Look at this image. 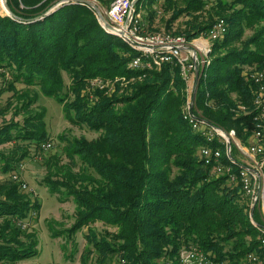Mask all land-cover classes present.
Instances as JSON below:
<instances>
[{"label": "trees", "instance_id": "16d2710c", "mask_svg": "<svg viewBox=\"0 0 264 264\" xmlns=\"http://www.w3.org/2000/svg\"><path fill=\"white\" fill-rule=\"evenodd\" d=\"M60 1L7 0L14 16L0 14V78L11 76L0 93H18L26 114L23 124L0 127V145L21 141L41 149L49 141L44 112L31 110L36 88L55 98L69 121L98 134L91 140L69 139L64 152L69 161L50 160L43 181L51 193L66 194L77 205L76 223L66 231L70 236L97 222L115 230H91L80 264H108L119 257L124 264H181V252L194 248L212 253L215 261L243 264L249 253L259 251L263 233L250 219V202L239 181L216 176L200 156L206 141L182 115L187 84L181 66L168 62L159 69H130L137 51L106 31L85 4L52 11ZM158 7L170 14L167 33L188 42L225 21L227 34L213 43L211 64L200 69L194 111L226 131L236 130L249 144L260 113L249 75L264 70V0H139L142 27L146 22L152 27ZM184 17L183 27L173 31ZM98 78L116 81V91L96 90L98 98L89 102L84 90ZM122 81L128 85L122 87ZM16 83L29 92L17 91ZM23 155L1 152L0 169L11 173ZM223 162L239 175L238 164L226 156ZM34 209L37 204L15 182L0 183V263L38 253L36 235L18 225ZM253 217L262 225L258 206Z\"/></svg>", "mask_w": 264, "mask_h": 264}, {"label": "built area", "instance_id": "2783aa9c", "mask_svg": "<svg viewBox=\"0 0 264 264\" xmlns=\"http://www.w3.org/2000/svg\"><path fill=\"white\" fill-rule=\"evenodd\" d=\"M89 1L99 6L98 0ZM102 12L108 22L116 28L115 35L139 53L129 63L130 69L148 70L152 67L159 69L162 64L168 62H175L181 66L187 84V102L183 110V118L192 130L206 141V145L200 149V156L205 165L213 166L216 176L227 174L232 183L238 184L239 181L242 191L250 202V219L263 233L260 237L259 251L249 253L244 264H264V71L252 72L249 75L257 86L254 91V104L260 113L256 117L257 126L250 143L244 144L238 138L236 130L226 131L209 123L194 111L196 70L204 69L211 64V60H206L203 56L209 53L208 49L201 48L193 41L188 42L182 35L145 33L141 14L137 12L134 0H112L110 7ZM227 32V25L221 19L201 38L215 42L222 40ZM91 85L93 90L105 87L104 80L99 78L93 80ZM51 147L52 144L49 142L41 146L43 150H49ZM234 149L237 150L235 158L232 155ZM224 156L231 163L239 165V175L234 173L232 166L223 162ZM245 160H248L249 164L246 165ZM13 177L14 180H18L17 176ZM22 188L26 189L27 184H22ZM257 206L260 209L262 225L256 223L253 217ZM18 225L23 228L28 227L27 221H21ZM213 257L212 253L206 254L194 248L182 251L180 262L181 264H226L215 261Z\"/></svg>", "mask_w": 264, "mask_h": 264}, {"label": "rangeland", "instance_id": "374dc122", "mask_svg": "<svg viewBox=\"0 0 264 264\" xmlns=\"http://www.w3.org/2000/svg\"><path fill=\"white\" fill-rule=\"evenodd\" d=\"M98 1L102 11L110 7L102 0ZM157 11L158 14L152 27L149 28L147 22L143 25L145 33L173 34L167 33L165 29V21L169 19L170 14H166L160 7H158ZM6 13L0 0V14L6 15ZM141 13L144 19L147 10L143 9ZM185 20H187L186 17L176 21L173 31L182 28ZM250 35H252V32L247 31L246 36ZM201 37L193 40V42L201 48L205 47V49H208L209 53L207 55L203 54V56L206 60H211L214 42H211L208 38L202 39ZM250 71L256 72L264 70L255 69ZM9 80H11V76L5 73V77L3 76L0 78V89L7 87V82ZM65 80L68 87L70 81L66 74ZM92 82L93 80L88 83L83 93L88 96L89 102H94L93 100L98 98L95 94L96 90H105L108 95L116 91V81H104L105 87L96 90H93L91 85ZM122 82V87L128 85L127 81ZM14 87H16L17 91L22 93L29 92L22 83H16ZM36 91L38 100L31 106V110L36 113L44 112L43 117L49 137L48 142L52 144V147L49 150H43L42 148L39 149L35 144L30 146L28 142L22 143L21 141L18 143L12 142L0 145V153L3 152L6 155L17 154L22 156L23 153H26V155H23L20 162L15 163V170L11 173L5 174L0 169V183L4 181L15 182V184L20 187V191L25 194L29 200L34 202V204H37V211L34 209L30 212L31 218L27 220L28 227H22V230L36 235L38 240V253L30 258L18 261L17 263L0 264H80L83 252L86 248L90 247L86 235L91 230H95L98 233H104L107 230L113 232L115 230L102 222H97L84 227L73 236H70L66 231L73 228L76 223L77 205L75 201L67 197L66 194L51 193L43 181L49 172L47 166L51 163L50 160L58 157L61 164H65L69 161L64 153L69 139L86 137L91 140L97 138L98 134L91 131L87 125H78L69 121L63 106L59 104L55 98L45 96L38 88H36ZM18 96V93L14 90L0 93V127L12 122L23 124L26 114L21 112V103L17 99ZM77 162V166H75L76 170L81 167L80 161ZM13 176H17L18 180H14ZM24 183L27 184L26 189L22 188V184ZM55 234H58V236ZM245 259L246 257L243 259V264ZM108 264H123V261H121L119 257L111 261L109 260Z\"/></svg>", "mask_w": 264, "mask_h": 264}, {"label": "water", "instance_id": "95a60500", "mask_svg": "<svg viewBox=\"0 0 264 264\" xmlns=\"http://www.w3.org/2000/svg\"><path fill=\"white\" fill-rule=\"evenodd\" d=\"M138 1L139 0H134V4H137ZM3 3H4V6H5L6 10H7L6 15L14 16L12 11L8 7L7 0H3ZM72 3L73 4L82 3V4H85V5L89 6L91 9L94 10V12L96 13V16H97L100 24L103 26V28L106 31H108L109 33H112V34H115L117 32L116 28L112 24H110L108 22V20L106 19L105 15L102 12V10L100 9V7L97 6L96 4H94L93 2L89 1V0H62L59 3H57L51 10L54 11V10L58 9L59 7L65 5V4H72ZM200 74H201L200 69H197L196 70L197 83H196L195 92H194V97L195 98H196V95H197L198 80H199Z\"/></svg>", "mask_w": 264, "mask_h": 264}, {"label": "bare ground", "instance_id": "6f19581e", "mask_svg": "<svg viewBox=\"0 0 264 264\" xmlns=\"http://www.w3.org/2000/svg\"><path fill=\"white\" fill-rule=\"evenodd\" d=\"M1 4H2L4 10L7 12V10H6L5 6H4L3 0H1Z\"/></svg>", "mask_w": 264, "mask_h": 264}, {"label": "crops", "instance_id": "0c3cea01", "mask_svg": "<svg viewBox=\"0 0 264 264\" xmlns=\"http://www.w3.org/2000/svg\"><path fill=\"white\" fill-rule=\"evenodd\" d=\"M244 162H245L246 165L249 164L248 160H245Z\"/></svg>", "mask_w": 264, "mask_h": 264}]
</instances>
